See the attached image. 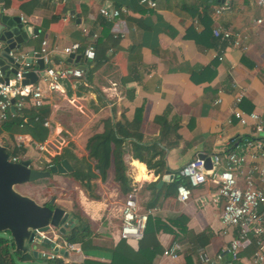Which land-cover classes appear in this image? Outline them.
Returning <instances> with one entry per match:
<instances>
[{"label": "crops", "instance_id": "obj_1", "mask_svg": "<svg viewBox=\"0 0 264 264\" xmlns=\"http://www.w3.org/2000/svg\"><path fill=\"white\" fill-rule=\"evenodd\" d=\"M28 1L4 0L1 6L4 15L19 16L22 23L38 31L36 36L22 42L18 50L11 51L15 56L24 55L31 63L30 71L42 74L31 56L40 47L36 39L41 34L42 22L51 18L56 19L43 27L41 42L45 41L48 47L91 45L95 51L94 60L78 64L67 63L59 53H51V65L61 60L83 66V76L62 81L58 91L44 93L42 106L48 114L44 121L47 126L43 127L47 131L40 144L59 150L69 146L75 156L85 157L86 141L102 132V120L116 121L122 116L130 120L138 114L141 145L154 144L158 151L149 160L151 168H148V148L141 153L132 149L130 143L123 144L122 160L131 187L126 194L113 181L111 168L106 171L104 181L99 178L92 181L95 199L88 198L72 180L51 176H60L70 184L76 212L87 222L91 245L112 249L119 242L118 210L125 196L134 193L140 212L150 210L151 217L172 230H159L156 234L159 251L154 264H224L229 258L226 249L235 229L220 224L219 205L208 202L200 206L197 200L208 198L214 191L212 179L207 178L205 184L192 189L184 205L176 200L170 184L180 168L198 155L209 158L242 151L247 138L264 142V7L258 6L256 0H154L152 9L140 0H35L33 11L27 15L19 6ZM217 5L224 7L219 14L214 12ZM100 9L118 11V15L104 17ZM256 20L261 22L256 24ZM213 29L238 33L244 38L245 49L238 51L230 43L218 40L212 34ZM4 63L12 67L7 61ZM10 81L12 74L8 76ZM237 91L243 96L235 105ZM216 98L219 102L214 104ZM235 109L245 116L255 113L261 131L255 135L254 123L249 119L246 124H239L232 117ZM163 122L167 124V133L161 138ZM14 139L26 150L19 159L39 156L29 136L16 135ZM132 152L141 155L142 161ZM243 155L239 185L250 166L264 165L263 149L244 150ZM255 186L260 184L256 181ZM67 201L71 202L69 198ZM63 211L70 222L72 214ZM175 222L178 225L171 224ZM62 233L57 230L53 235L48 233L50 242L39 245L47 250L39 251L35 246V252L57 253L67 264L108 263L102 258L86 257L81 251H54L53 244L62 241ZM201 233L206 234V243L198 237ZM172 245L177 246V258L162 257V250ZM253 252L254 240L249 236L233 264H250ZM202 255L209 261L200 262Z\"/></svg>", "mask_w": 264, "mask_h": 264}, {"label": "built area", "instance_id": "obj_2", "mask_svg": "<svg viewBox=\"0 0 264 264\" xmlns=\"http://www.w3.org/2000/svg\"><path fill=\"white\" fill-rule=\"evenodd\" d=\"M148 8L155 7L154 0H140ZM260 7H264V0H256ZM224 7L217 5L215 14H219ZM100 14L104 17L117 16L118 11H107L100 9ZM261 20H256L259 24ZM212 34L220 41L228 42L233 49L242 51L245 49L243 44L244 38L238 33H231L224 29H213ZM51 53H59L60 55L68 56L70 54L79 55L87 61L94 60V47L87 45L83 48L78 43H72L68 46L48 47L45 41L40 43L38 51H34L32 56L39 55L42 61V74L38 81L33 84H20L22 75L27 73L31 68V63L26 60L24 55L15 56L12 52H8V56L14 59L17 65L16 72L12 75V81L7 84L0 83V123L9 118L10 109L19 110L22 107H40L43 105L44 93L58 91L61 88V82L65 80H78L83 76V69L73 64H67L59 60L55 65L50 64ZM1 77V75H0ZM243 94L238 93L234 97V103L237 105ZM219 99L214 100V104L218 103ZM232 117L241 125L246 124L247 119L253 121V133L257 135L261 131V123L255 113L243 115L239 110L235 109L232 112ZM47 126V123H43ZM37 151H44L41 144H34ZM264 151V142L260 139L251 140L245 139L242 151H229L209 157V168H205L204 160L197 157L186 162L179 170V175L186 181V184H178L175 187V198L183 205L188 202L191 196V191L206 183L207 178L212 179L214 191L211 195L198 198L200 206L212 203L219 205V221L224 228H234V235L231 237L226 253L229 258L224 264H233L238 260V254L242 244L251 236L254 240V252L251 256L250 264H264V210L260 207L264 205V165L250 166L243 174L242 185L238 184V174H241V167L244 163V150H262ZM251 158L255 155L250 154ZM10 162H17L15 159ZM260 184L255 186V182ZM119 228L118 238L124 240L130 245H135L140 240L147 217L151 211L140 212L136 206V197L134 193L127 194L119 207ZM50 233L54 234V228H49L45 232H37L38 240L41 243L50 242ZM34 238V237H33ZM57 250L63 252L80 253V247L75 243L61 241L58 244H53ZM41 258L54 259L58 254L39 253ZM161 256L168 259L177 258V246L172 245L162 250ZM219 258V257H218ZM209 258L206 255L200 257V262H208Z\"/></svg>", "mask_w": 264, "mask_h": 264}, {"label": "trees", "instance_id": "obj_3", "mask_svg": "<svg viewBox=\"0 0 264 264\" xmlns=\"http://www.w3.org/2000/svg\"><path fill=\"white\" fill-rule=\"evenodd\" d=\"M35 5L36 1L30 0L21 4L19 9L28 15L33 11ZM55 19L51 18L50 20L42 22L41 34L36 39L39 44L42 40L43 27H46ZM83 47L81 46V48ZM38 49L39 46L34 51H38ZM80 61V63H84L85 60L81 58ZM85 67L86 70H89L87 63ZM9 112V118L0 123V135H3L0 144L5 148L9 160L15 159L19 161L21 160L19 158L24 155L26 150L23 145L16 143L14 136L27 135L32 143H42L44 141V134L47 131L44 129L43 123L48 114V110L44 106L37 108L26 106L19 110L11 108ZM101 123L102 132L90 136L86 141L85 151L87 155L85 157L78 158L72 152L71 147L66 146L57 155L51 157L49 163H44L43 169H41L47 170L50 166L59 163L61 160H66L72 170L70 173H65L61 176L75 182L86 193L87 197L91 199L96 198L93 194L94 184L92 181L97 178L100 181H104L106 171L109 168L112 169L113 181L118 185L119 191L122 194L130 192L129 179L125 175L126 165L122 160L125 152L124 143H130L132 149L138 150L139 152L144 151L146 148L150 150V159L146 161L148 168H151L149 160L158 152L154 144L149 147L141 145L142 135L139 131L140 118L138 114H134L130 120L122 116L119 120L114 121L113 119L107 118L102 120ZM160 126L159 135L163 138L167 133V124L163 122L160 123ZM132 155L142 161V157L138 153L132 152ZM160 165L162 168L163 163ZM46 179L50 180L51 176ZM183 181V178L178 173V176L170 184V187L175 190V187L183 183ZM43 205L49 206L48 202ZM260 209L264 210V205ZM154 217L150 215L147 217L142 236L137 241L135 247L129 246L124 240H119L112 249L92 246L87 222L78 213L72 215L70 222L60 237L62 241L79 244L82 255L90 258H102L108 261L105 264H154L153 259L159 251L156 234L159 230L172 231L158 219H154ZM180 221H182L180 230L183 231V220L180 219ZM171 224L176 226L178 222ZM198 237H202L204 243L208 241L205 233H201ZM249 241L252 242L251 240ZM25 256L27 255L13 251V245L10 240L0 237V264H16V262L17 264H22L25 261ZM40 259H44L45 264H67L64 263L60 255L54 259L41 257ZM86 264L99 263L87 262Z\"/></svg>", "mask_w": 264, "mask_h": 264}, {"label": "water", "instance_id": "obj_4", "mask_svg": "<svg viewBox=\"0 0 264 264\" xmlns=\"http://www.w3.org/2000/svg\"><path fill=\"white\" fill-rule=\"evenodd\" d=\"M3 2L4 0H0V83L7 84L9 74L14 75L17 68L14 59L8 56V52L18 50L22 42H26L31 36H36L38 31L22 23L19 16L4 15L1 6ZM60 56L67 63L80 62L79 55ZM34 59L38 69H43L39 55H35ZM4 61L12 67L9 68ZM79 68L83 69V66ZM40 75V72L38 74L29 70L22 75L20 84H33ZM197 158L203 159L205 168H209V158L203 155H198ZM71 170L66 160H61L47 170L32 168L29 160L10 162L5 148L0 144V233L7 235V239L12 242L14 252L32 256L37 254V258L40 259V254L35 252V246L42 243L38 240L36 233L45 232L49 228L57 229L62 233L69 223L66 212L59 207H52L53 199L48 201L49 206L40 205L30 197L19 193L15 188L52 175L70 173ZM163 178L165 180L167 177ZM56 250L55 248L54 251Z\"/></svg>", "mask_w": 264, "mask_h": 264}, {"label": "rangeland", "instance_id": "obj_5", "mask_svg": "<svg viewBox=\"0 0 264 264\" xmlns=\"http://www.w3.org/2000/svg\"><path fill=\"white\" fill-rule=\"evenodd\" d=\"M58 148H52L48 144V146L44 148V151H38L39 156H36V154L28 156L30 166L36 170L43 169L44 163H49L50 158L60 152ZM69 188L70 184L64 179H62V177L60 176H56L54 178L51 177L50 180L41 179L32 183H26L25 185L16 187V189L22 191V193L28 194V196H30L37 204L42 205L44 203H47L49 200L53 199V205L55 207H59L62 210H68V212L73 215L77 213V210L74 202L72 201L74 192L69 190ZM67 198H69L71 202H65V199ZM56 230L54 229V231ZM0 237L6 239L7 235L0 233ZM36 248L39 251L47 250L46 248L39 247V245H37ZM24 259L25 261L22 264H45L44 259H39L36 256H32L31 254H27ZM14 261L16 262L15 258Z\"/></svg>", "mask_w": 264, "mask_h": 264}, {"label": "flooded vegetation", "instance_id": "obj_6", "mask_svg": "<svg viewBox=\"0 0 264 264\" xmlns=\"http://www.w3.org/2000/svg\"><path fill=\"white\" fill-rule=\"evenodd\" d=\"M54 205H52V207H53Z\"/></svg>", "mask_w": 264, "mask_h": 264}]
</instances>
